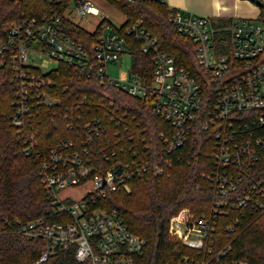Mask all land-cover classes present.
<instances>
[{
  "label": "built area",
  "instance_id": "obj_1",
  "mask_svg": "<svg viewBox=\"0 0 264 264\" xmlns=\"http://www.w3.org/2000/svg\"><path fill=\"white\" fill-rule=\"evenodd\" d=\"M65 10L80 16L98 14L89 0H67L60 11L19 15L5 26L0 39V65L10 67L13 85L14 136L22 153L36 160L45 198L58 216L52 221L31 218L16 226L26 238L43 240L30 264H39L54 248L70 246L75 260L86 264H144L139 259L144 239L131 232L114 209L96 201L117 188L128 190L132 176L163 173L171 156L182 159L177 148L194 131L205 132L212 141L214 168L205 175L220 199L213 201L210 213L182 206L167 217L166 233L194 251V256H181L177 262L248 264L226 257L228 245L213 250L211 235L220 205L248 212L264 208V177L253 174L260 153L264 154V26L256 17L213 24L208 16L169 7L166 21L193 44L195 74L176 65L137 20L119 29L102 15L93 28L95 40L89 45L76 41L63 21H72ZM127 36L148 54L149 83L130 70ZM123 52L129 55L126 76L110 77L106 65L120 61ZM58 61L76 66L85 76L94 74L129 95L147 97L154 113L172 127L166 134L159 133L162 148L135 153L125 161L102 153L105 166L95 161L91 136L102 126L96 119L79 120L72 105L60 107L45 75ZM48 107L50 114L65 119L64 128L75 131V137H59L41 148L34 120ZM80 186L84 188L76 192ZM225 228L230 230L231 222Z\"/></svg>",
  "mask_w": 264,
  "mask_h": 264
},
{
  "label": "trees",
  "instance_id": "obj_2",
  "mask_svg": "<svg viewBox=\"0 0 264 264\" xmlns=\"http://www.w3.org/2000/svg\"><path fill=\"white\" fill-rule=\"evenodd\" d=\"M67 0H0V39L5 26L19 15H37L43 10L60 11ZM122 15L119 29L137 20L159 49L172 57L176 65L195 73L193 44L168 24L169 7L163 0H105ZM256 19L264 26V4L258 7ZM213 24L229 23L231 19L210 17ZM68 34L85 45L95 40V30L88 31L72 21L63 20ZM130 70L146 83L151 79L152 63L140 50L139 42L127 36ZM52 82L53 95L60 107L72 105L81 121L98 120L102 130L91 136L94 158L106 165L102 153L122 161L135 153L162 148L159 133L172 127L152 110L147 97L127 94L106 85L94 74L79 72L76 66L58 61L45 72ZM13 85L10 67L0 65V264H30L42 248L40 237L26 238L16 231L19 223L31 218L58 220L45 198L34 158L24 155L21 143L15 139L10 123ZM34 120L36 139L41 148L57 138H73L75 131L64 128L65 119L50 114ZM75 118V116H74ZM203 131L190 133L177 148L182 159L170 157V166L161 174L144 172L127 180L128 190L109 191L97 205L114 209L127 228L144 239L140 260L144 264H178L181 256H194V251L166 233L167 217L182 206L195 213H210L213 201L220 199L206 178L214 168L211 158L212 141ZM79 137V136H77ZM146 149V150H145ZM145 151V152H144ZM253 168V174L264 177V154ZM215 215L211 247L217 250L228 245L226 257L239 258L248 264H264V208L248 212L242 208L220 205ZM231 222V229L225 226ZM39 264H86L73 257V247L54 248Z\"/></svg>",
  "mask_w": 264,
  "mask_h": 264
},
{
  "label": "crops",
  "instance_id": "obj_3",
  "mask_svg": "<svg viewBox=\"0 0 264 264\" xmlns=\"http://www.w3.org/2000/svg\"><path fill=\"white\" fill-rule=\"evenodd\" d=\"M167 7L213 18H255L259 6L251 0H163ZM264 4V0H260Z\"/></svg>",
  "mask_w": 264,
  "mask_h": 264
},
{
  "label": "rangeland",
  "instance_id": "obj_4",
  "mask_svg": "<svg viewBox=\"0 0 264 264\" xmlns=\"http://www.w3.org/2000/svg\"><path fill=\"white\" fill-rule=\"evenodd\" d=\"M91 4L96 7L98 10V14H85L83 16L77 15L74 12L68 13V10H65L64 14L69 15L72 22L77 24L78 26L86 29L93 30L100 16L104 15L105 18L113 25H119L123 21V15L113 6L109 5L105 0H89ZM71 4L67 6L69 8ZM227 24V23H220ZM129 62V55L126 52H123L120 61L115 63H109L106 65L107 74L110 77L118 78L126 76V68ZM53 63L49 67H51ZM86 186V185H84ZM84 186H80L76 188V192L80 191L84 188ZM72 193H75L74 189H72Z\"/></svg>",
  "mask_w": 264,
  "mask_h": 264
},
{
  "label": "water",
  "instance_id": "obj_5",
  "mask_svg": "<svg viewBox=\"0 0 264 264\" xmlns=\"http://www.w3.org/2000/svg\"><path fill=\"white\" fill-rule=\"evenodd\" d=\"M257 6H261L263 3L260 0H251Z\"/></svg>",
  "mask_w": 264,
  "mask_h": 264
}]
</instances>
